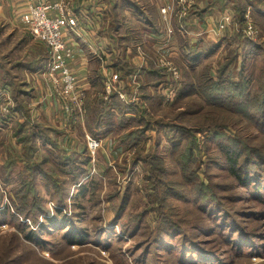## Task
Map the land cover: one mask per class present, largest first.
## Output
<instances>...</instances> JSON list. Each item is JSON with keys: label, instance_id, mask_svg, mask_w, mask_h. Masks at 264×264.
Returning a JSON list of instances; mask_svg holds the SVG:
<instances>
[{"label": "rangeland", "instance_id": "1", "mask_svg": "<svg viewBox=\"0 0 264 264\" xmlns=\"http://www.w3.org/2000/svg\"><path fill=\"white\" fill-rule=\"evenodd\" d=\"M182 1L185 0H133L146 18V22L149 23L145 27L139 24V19L134 18L130 11H126L125 6L123 13L120 12L118 16H114V7L123 6V0H110L108 22L113 29L109 32L112 37L106 39L111 41V46L102 47L101 44L98 46L102 47V51L112 47L111 49L118 54V58H121V54L126 53L127 50L132 53L135 50L132 57L139 58L140 56L143 61L147 60L148 57L155 60L154 62L160 59L166 60V58L169 60L168 58L171 56L178 57V65L185 68L188 78L193 82L205 68H213L216 71L218 64L222 63L228 54L227 45L222 40L223 36L221 37V35L218 37L209 36L205 30L195 38H181L179 34H176L167 55L160 51H158L160 54H154L152 49L147 46V40L150 39L146 37H151L155 47H160L163 44L160 43L163 40L160 38L165 36V30L169 29L170 31V25L173 28L174 26L176 28L180 25L184 26L185 21L181 19L184 16L181 17L180 15L188 6H193L194 11L195 9L208 8V13L202 18L209 17L217 20L225 11L232 12L234 15V6L240 0H220L217 4H214L215 0H186L188 1L187 4L181 3ZM246 3H250L252 8L249 21L254 26L255 31L253 37L246 42L247 44L251 43L254 47L253 51L251 50V53L246 57L247 61H245V75L250 80L248 96L251 97L252 91L255 90L256 81L264 69V0L262 2L250 0ZM242 6L245 7V4L243 3ZM163 8L166 9L165 14L161 13ZM107 11L108 9H105L106 13ZM94 16L96 17V13ZM191 16L198 18L197 15ZM190 17L186 18V23L187 19H191ZM86 24L89 26L88 23ZM91 24L93 26L97 24L100 27L101 19L99 23L95 20ZM118 24L120 30L115 31L114 27ZM150 28L157 30L160 34L148 33ZM232 28L234 30L237 26H232ZM144 32L145 34H143ZM167 32L168 30L166 34ZM106 33H99L98 30L96 37L101 39V35L104 34L106 37ZM225 34L223 35L225 36ZM30 36V33L20 23V16L15 18L10 7L7 6L6 0H2V2L0 0V108L7 105L15 108L17 105L18 94L15 93L16 88L12 84L14 82L17 84L16 87L21 86V90L30 91L32 98L34 88L31 84L30 74L15 67L16 63L22 62L24 58H27L26 61H28L34 56V52H38L36 50L37 42L33 41ZM243 37L246 39L245 33H243ZM186 53H189L190 56H200L195 65L183 60ZM136 62L140 64V60ZM111 71L113 72V70ZM238 72V68L235 71L231 70L233 80L237 79ZM39 75H42V71ZM26 79L30 83H26ZM41 79L45 96L60 102L54 92L51 94L46 90L47 77L43 76ZM24 83L26 86H23ZM4 84L7 86L4 87ZM139 90L136 87L134 94L140 98ZM40 92L42 91H38V93ZM158 92L160 94V90ZM98 93H100L99 89ZM148 93L151 98L150 103L147 104L148 119L153 122L160 120L177 127L193 130L223 123L227 128L226 133H239L243 139L241 141L256 149L264 150V131L260 130L263 122L258 114L252 115L255 121H259L258 124L244 118L235 122L234 117L236 115L232 114L233 110L228 111L223 105L217 106L208 103L203 95L192 93L189 98L174 103H166L163 102L159 94L150 90ZM226 96V94L214 93L212 98L216 100L215 103H219L220 99H224ZM18 98L19 101L31 102V99L26 100L24 96ZM34 98L39 103L41 98L37 96ZM247 98L246 96L245 100ZM241 101L239 98H234L235 103ZM35 106L37 109L38 106ZM60 107L61 105H59L58 111H60ZM37 115L38 113L33 110V116L37 117ZM57 116V108L55 107L51 119L55 124L59 122V124L64 125V122H60L61 120ZM82 120L83 117L77 115L72 122L73 127L66 124L71 127L69 132L75 136L76 140L75 147L67 149L68 156L76 153L83 155L82 151H84L86 142L83 134L77 128ZM12 124L13 122L5 121L4 116L0 114V210L7 208L4 209V215L0 211V264H142L141 260H138L140 256L145 258V264H191V262L184 260V249L178 250L183 241L186 244L193 241L203 249L219 246L221 251L225 250L221 248L217 240L218 234L213 235L209 231L211 226L205 230H200L201 227L209 226L210 223L208 224L204 214L200 213L201 210L194 206V202L185 190L182 199L167 198L165 201L167 206L163 208V214L157 218L156 213L149 209L152 206L153 198L148 197V195H152V192L147 190L146 171L141 165L131 166V158H128L129 154H125L127 147L119 146L120 136L130 131L131 125V127L123 128L114 126L107 130V136L101 137V147L94 158V169H90L89 176L81 181L80 187L66 181L65 176L68 175V172L59 170L60 167L55 163L54 154L47 153L49 161L42 166L41 171L47 173L52 170V173L56 175L55 182L60 186L55 188L51 180L43 176V173H40L38 169L35 171L33 168L34 175L31 176L32 178L30 177L28 165L18 158L19 155L23 156L24 150L15 140L12 131L14 124ZM160 130L155 134L153 140L159 142L156 153L160 158L159 160L162 161L164 182L166 184H180L179 169L173 161L175 153L172 149V142L169 140L174 136V133L169 128ZM65 132L67 133V130ZM197 139L200 142V147L204 150L203 135H198ZM146 144L148 147L153 145L151 141L146 142ZM209 144L210 150L208 149L209 154L207 153V156L210 155L217 161L209 162L206 172L210 181L218 186L219 197L232 209L239 208L246 214L253 211V201H249L244 195V191L230 179L227 172L222 168L224 166L215 145ZM120 148H122L121 152ZM112 152L117 155L112 154ZM39 155L42 158L45 157V153H39ZM9 156H14L16 161L15 165L6 169L4 164ZM32 159L36 162L35 156ZM29 161L34 164L31 159ZM199 178L206 183L208 182L204 172L199 175ZM27 182L33 184L31 186L33 191L26 196L19 195L24 197V201L19 199L18 202L17 192ZM37 199L41 209L33 212L31 209L32 202ZM17 207L21 208L22 213L16 211ZM56 208L60 210V214L56 212ZM43 210H49L48 216L51 217L49 220L57 219L53 222L57 223V226L52 227L50 222L46 223ZM141 211L145 212L143 216L135 219V214ZM116 214H118L117 221L114 220ZM65 218L69 222L68 228L75 227L82 235L84 233L87 235L85 243L76 246L67 244L65 238L67 228L64 229L61 225ZM164 219L172 220L181 230L168 231L170 234L164 232L167 236L165 244L162 246L159 244L152 245L156 243L154 229L157 224L159 226L158 220ZM242 223L244 226H252V222L247 221V218H244ZM122 226H124L125 231H122ZM164 230L160 227L157 231ZM28 236L31 239H28ZM261 242L264 247V240L262 239ZM214 243L216 245L210 247ZM222 260L225 263L230 260V264H264V249L260 251V255L252 254L250 256L246 254L229 255L228 252L223 255Z\"/></svg>", "mask_w": 264, "mask_h": 264}, {"label": "trees", "instance_id": "2", "mask_svg": "<svg viewBox=\"0 0 264 264\" xmlns=\"http://www.w3.org/2000/svg\"><path fill=\"white\" fill-rule=\"evenodd\" d=\"M219 1L220 0H215L214 4L219 3ZM247 1L250 0H240L239 3L234 6V15L232 12H223V15H231L234 22L232 26H237V28L233 30L232 26H230L225 29L223 33L225 34L227 32L225 36L221 34V37L223 36L222 40L227 45L228 54L225 60L218 64L216 71L213 68H205L203 72L197 76L196 81L193 82L188 78L185 68L182 65H178V57H170L168 58L169 60L166 58L167 62H172V68L177 69L179 74V78L177 79L173 76L170 68L161 66L158 60H156L155 66L149 62L150 66H148L146 70L141 68V72L139 74L137 73L138 76L136 77V81L140 89L139 98L137 94L134 95L131 91V76L134 75L137 68L128 64L123 58L119 59L117 57L116 63L112 66L114 70L110 74H118L119 79L116 83V87L119 92L124 93L126 98L125 101H121L118 98L117 90L105 98L106 96H104L103 84H100V78L89 80L92 89L96 91L95 93H98V89L100 90L98 96L92 99L89 91L85 89L83 91V120L85 119L86 129L88 131L86 135L102 142L101 137L108 135V129L114 126H119L121 128L132 126L130 131L120 136L119 146L127 147L125 154H129L128 158H131V166L141 165L145 169V177L148 182L147 190L152 192V195H147L153 198L152 206L149 209L156 213V218L163 214V208L167 206L165 204L167 198L182 199L185 190L194 202V206L201 210L200 213L204 214V218L208 220L207 223H210L209 226H203L200 230H205L211 226L209 228L211 234H218L217 240L221 248L225 249L223 251L218 248L219 246L216 248L203 249L193 241H189L187 244L183 241L182 246H180L178 250L184 249V260L191 262V264H196V262H199V264H230V260L227 263L222 260L223 255L228 252L229 255L246 254L250 256L252 254L260 255V251L264 249L261 242L262 239L264 240V150L261 148L256 149L249 146L246 142L241 141L243 139L240 137L241 135L239 133H237L238 135L226 133L225 130L227 128L223 123L216 124L213 127H201L200 129L193 130L190 128L177 127L160 120L151 121L148 119L149 110L147 109V104L150 103L151 99L148 90L156 94H159L158 91L160 90L159 96L163 102L166 103H174L184 98H189L192 93L203 95L206 102L217 106L223 105L228 111L233 110L232 114L236 115V117H234L235 122L244 118L258 124L259 121H255V118H252V115L258 114L263 122L260 126V130L264 131V69L261 71L256 81L255 90L252 91L251 97L248 96L250 91V80L245 75L246 57H248V54H250V51H253L254 48L251 43H246L251 38L246 37V39H244L243 37V33H245L243 30L246 29L249 23L252 25L249 21L252 8L250 7V3H246ZM258 1L262 2V0ZM243 3L245 7L242 6ZM124 6L127 8L126 11H130L133 14L132 16L134 18L136 17V19H139V24L145 27L149 25L143 13L133 0H123V6H121L120 11L122 13ZM115 8L116 6L114 10ZM191 12L181 19L186 22L187 17L197 15L201 20L203 19L202 17L208 13V8L200 10L195 9V11H193L195 13ZM190 18H192V16ZM109 29L112 30L113 28L110 27ZM114 29L115 31L117 29L120 30V25L118 24ZM148 33L158 35L159 32L150 28V32ZM178 33L182 37L188 38L190 30L188 26L180 25L178 27ZM36 44V50H38V52H35L30 60L26 61L27 58H24L22 62L16 63V68L39 73L45 69L48 50L42 42L37 41ZM133 52L135 53V50H133ZM199 57L200 56H190L189 53H186L183 56V60L195 65ZM112 58H114V56H112ZM236 68L239 69V72L237 73V79L233 80L231 70L235 71ZM12 84L14 85V83ZM3 86L5 87L7 85L4 84ZM80 87L81 85L79 88ZM14 88H16L15 93L18 94L16 100L17 105L15 108L14 106L8 105V113L6 114L0 111V114L4 115L5 121L9 120L14 124L12 130L14 133L13 135H15L14 137L17 144L24 150L23 156L21 157L19 155L18 158L21 159V162H25L28 165L30 177L34 175L33 168L35 171L38 169L40 173H43V176L51 180L55 188L60 187L59 184L55 182L56 175L52 173V170L47 173L41 171L42 166L49 161L47 153H52L54 154L55 163L60 167L59 170L68 172V175L65 176L66 181H69L70 184H74V186L80 187L81 181L87 179V176H89L90 169H94L95 154L100 148L95 151L93 162L86 143L84 151H82L84 157L77 153L68 156L67 150L60 144L61 141L59 142L61 132L55 127L56 124L49 121L48 123L42 117L38 120L35 118L31 119L28 114L29 106L27 105V101H19V96H24L26 100L30 99V91L21 90V86H14ZM196 89L198 90L196 91ZM171 91L173 94L172 99H167V94ZM214 93H220L221 95L226 94L227 96L224 99H220L219 103H215L216 100L212 98ZM246 96L248 97L247 100H245ZM234 98H239V100L242 101L235 103ZM130 100H132V102H129ZM58 104L60 105L59 102ZM19 112L22 115L18 120L16 116L19 115ZM61 113L63 115L62 111ZM75 116L76 114H65L62 117V121L64 124L73 127L72 122ZM168 128L174 133V136L169 138V140L172 142V149L175 153L173 161L179 169L180 184H166L164 182L162 161L159 160L160 158L156 153L159 142L158 140H153L155 134L161 131L160 129L167 130ZM198 135H203V140L205 142L204 150L200 147V142H198L197 139ZM84 138L86 142V136H84ZM148 141H151L153 145L148 147L146 144ZM209 143L215 145L224 166L221 167L227 172L230 179L244 191V195L249 201H253L254 210L248 214L243 213L239 208L232 209L223 202L218 195V186L213 184L209 176H207L206 170L208 163L217 161L214 157L210 155L207 156L210 150ZM121 150L122 148H120V152ZM39 153H45V157L42 158ZM112 154L117 155L113 152ZM34 156L36 162L32 161ZM124 157L127 158L126 156ZM30 159L34 164L29 161ZM15 161L14 156H9L4 167L9 169L12 165H15ZM202 172H204L208 181L207 183L199 178ZM31 182L25 183L24 187L17 192L18 202L19 199L24 201L23 196L32 193L33 190L31 186L33 182ZM19 195L23 196L20 197ZM4 209L6 210L7 208ZM4 209L0 210L2 211V215L5 214ZM31 209L33 212L37 210L40 211L41 206L39 205L38 199L32 202ZM55 210L58 214L61 213L59 209L56 208ZM16 211L22 213L19 207L16 208ZM43 213L46 217V223L50 222L52 227L57 226V223H53L57 221V219L49 220L51 218L48 216L49 210H43ZM144 213L143 211L136 213L134 218L137 219L143 216ZM240 218L243 220L247 218V221L252 222V226H244L242 223L243 220L241 221ZM67 220L68 219L65 218L61 222L62 227L64 229L67 228L65 234L67 244L76 246L85 243V241H87L85 239L87 235L85 233L82 235L75 227L71 226L68 228L69 222ZM114 220H118V214L115 215ZM158 222L159 226L157 224L154 229L156 232L154 236L156 243L152 245L159 244L162 246L165 244L167 236L164 232L181 230L180 228L178 229L170 219L158 220ZM160 227L165 230L157 231ZM122 231H125L124 226H122ZM168 234H170V232H168ZM27 238L31 239L30 236ZM213 245H216V243L212 244L210 247H213ZM138 260H141V263L145 264V258L140 256Z\"/></svg>", "mask_w": 264, "mask_h": 264}, {"label": "crops", "instance_id": "3", "mask_svg": "<svg viewBox=\"0 0 264 264\" xmlns=\"http://www.w3.org/2000/svg\"><path fill=\"white\" fill-rule=\"evenodd\" d=\"M43 4H54V3H58L64 0H38ZM65 1H69V5H68V10L76 17L77 19V27L75 30H73V32L70 31H66L64 34V40L67 43V45L72 49L73 51V58L70 61L69 65L73 71V73L75 74L76 78H77V82L78 85H81V89H85L86 91H89L91 98H95L96 96H98V93H95V89H92L91 87V83L89 80L95 79V78H100V84H103L102 79L104 78L105 74H110L112 73L111 70H114V68L112 67L116 61H117V57L118 54L113 51V49L110 48H106V50H101L102 47L109 46L111 41L109 39L106 38H110L112 37L110 32V23L108 22V16H109V7L110 5V0H65ZM2 2V0H1ZM7 2V6L10 7V11L11 13H13L14 17H18L20 16V23L26 28V25L24 23H22L21 21V16L22 14L25 13V9L27 4L29 3V0H6ZM93 9H91V8ZM192 7V8H191ZM90 9V10H88ZM105 9H108L107 13L105 12ZM91 13H90V12ZM121 11V6L115 8V10L113 11V15L115 16V14L118 16L120 14ZM174 11V10H173ZM191 11H194L193 6H189L185 9L186 15H188ZM124 12V9H123ZM227 12V11H226ZM96 13V17L94 16V14ZM112 14V13H111ZM172 14V13H171ZM170 14V16H171ZM185 15V16H186ZM223 15V13L217 18V20L214 19H210L208 18H204L200 20V17L198 16V18L196 16H192V18L190 20H188V25H186L187 23H184V26H188L190 33L188 34V38L192 37L195 38L197 36H199L200 34L203 33V31L205 30V32L208 33L209 30L213 29V27L217 24V22L219 21V19L221 18V16ZM184 16V17H185ZM93 17V18H92ZM179 18V17H178ZM101 19V26L99 27V25L95 24L94 26L91 24V22L93 21H98V23L100 22ZM193 19V20H192ZM79 22V23H78ZM81 22V23H80ZM180 22V21H179ZM89 24V26H87V24ZM204 24V26H203ZM171 28V33L166 34V31L169 30H165L164 37H161L160 39L162 40L160 43H163L162 46H158L155 47L154 45V40L150 37H146L147 39V46L150 47L152 49V51L154 52V54H160V52L162 54H168L170 52L169 48L172 45V41L173 38L176 36V34L178 33V26L177 28L174 26V28L172 27V25H170ZM99 30V33H103V32H107L106 33V37L104 34L101 35V39L100 37H96L97 31ZM28 31V30H27ZM176 32V33H174ZM70 33V34H68ZM145 34V33H143ZM160 34V33H159ZM180 35V34H179ZM209 36H215L214 34H212L211 32L208 33ZM145 36V35H144ZM181 36V35H180ZM31 37V36H30ZM96 37V39H95ZM32 38V37H31ZM181 38H184L181 36ZM119 39V38H118ZM33 40V39H32ZM35 41V40H33ZM37 42V41H35ZM99 44L103 45L101 48L98 46ZM111 46V45H110ZM95 48V49H93ZM160 51V52H158ZM35 53V52H34ZM33 53V54H34ZM131 53V55H129ZM138 54V52H137ZM171 54V53H170ZM132 55H134V53L129 52L128 50L126 51V53L121 54V58H123V60H125L128 64H131L133 66H135L136 72L134 73V75L131 76V91L132 94H134V89L136 87L139 88V85L136 81V77L138 76V74L141 72V68H144L146 70V68H148L149 62L155 66V60H152L151 58H147V60L142 59V57L139 56V58H133ZM112 56H114V58H112ZM174 57V56H171ZM119 58V59H121ZM140 60V64L136 61ZM18 70H23L26 73L30 74V79L32 87L34 88V93L32 94V98L31 102L27 103V105L29 106V111L28 114L30 116V118H35V119H41L44 118L45 121H51L53 122V120L51 119L55 107L57 108V118L60 119V122L62 121V113L61 110L58 111V107L59 104L57 101L55 100H51L49 99L47 96H45V92H44V88H42V84L40 80L41 77H43L42 75H39V72H29L26 69H18ZM138 73V74H137ZM26 83H30L28 79H26ZM26 83H24L23 86H26ZM14 85L17 86V84L14 82ZM78 86V87H79ZM30 88V87H29ZM102 88V87H101ZM31 89V88H30ZM42 91L40 93H38V91ZM37 92V93H35ZM31 94V93H30ZM135 95V94H134ZM38 97L41 98L38 101L34 100L36 98L34 97ZM36 103H34V102ZM38 103V104H37ZM37 105V109L36 106ZM33 110L36 111L38 113L37 117L33 116ZM19 114V113H18ZM22 114L18 115L17 118L18 120L20 119ZM61 116V118H60ZM48 122V123H49ZM58 123V124H57ZM57 125V126H56ZM55 127L59 130V132H61L60 134V138H59V142L60 144L67 150L68 148L71 149L73 147H75V136L72 135L71 132H69V129L71 130V127L64 124H59V122H56ZM78 130L81 131V133L83 134V136H86V134L88 133L87 129H86V124H85V119L82 120V123L78 125ZM67 130V133L65 132Z\"/></svg>", "mask_w": 264, "mask_h": 264}, {"label": "built area", "instance_id": "4", "mask_svg": "<svg viewBox=\"0 0 264 264\" xmlns=\"http://www.w3.org/2000/svg\"><path fill=\"white\" fill-rule=\"evenodd\" d=\"M181 3L187 4L188 1L185 0ZM68 5L69 1L65 0L54 4H43L38 0H29L25 13L21 16V21L26 25L32 39L42 42L48 50L46 67L42 71V75L47 77L48 81V84L45 82L46 90L51 94L55 93L56 98L61 102H59L61 105L60 110L64 115L76 114V116L83 117L84 90L77 85V78L69 65L73 58V51L64 40L65 32H73L77 27V19L68 10ZM165 12L166 9L163 8L161 13L165 14ZM185 15L186 12L184 11L180 16ZM232 25H234V22L231 15L224 14L208 33L211 32L218 37L226 28ZM254 32L253 26L249 23L245 29L246 36L251 38ZM168 33H171V30H168ZM159 62L161 66L169 67L176 79L179 78L177 69L172 68L167 60L160 59ZM118 79L116 73L104 75L102 81L105 98L117 90L116 83ZM116 92L118 98L125 101L124 93L118 90ZM172 96L171 91L167 94V99H172ZM129 102H132V100ZM7 106L0 108V111L7 114ZM86 144L93 162L94 153L100 148L101 141L86 135Z\"/></svg>", "mask_w": 264, "mask_h": 264}]
</instances>
